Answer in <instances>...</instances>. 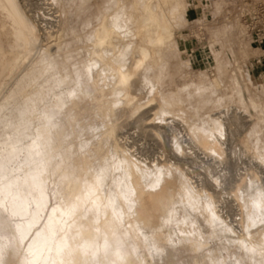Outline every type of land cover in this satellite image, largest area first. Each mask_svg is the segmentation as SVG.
<instances>
[{
    "label": "bare ground",
    "instance_id": "1",
    "mask_svg": "<svg viewBox=\"0 0 264 264\" xmlns=\"http://www.w3.org/2000/svg\"><path fill=\"white\" fill-rule=\"evenodd\" d=\"M95 1L84 36L64 0L51 14L44 0H0V264H264V154L240 135L243 112L214 98L227 95L219 65L192 110L172 76L164 88L186 0ZM42 22L56 27L45 42ZM230 113L225 136L215 122Z\"/></svg>",
    "mask_w": 264,
    "mask_h": 264
},
{
    "label": "rangeland",
    "instance_id": "2",
    "mask_svg": "<svg viewBox=\"0 0 264 264\" xmlns=\"http://www.w3.org/2000/svg\"><path fill=\"white\" fill-rule=\"evenodd\" d=\"M43 1V0H42ZM46 10L51 14V5L63 4L61 0H44ZM51 1L53 4H51ZM252 1L251 6L248 2ZM253 7V8H252ZM262 7V9H260ZM254 8H259L263 14L264 21V0H186L185 7L178 14L182 20L181 31L184 34L183 43L178 44L175 53L170 60L166 71L164 88L171 90L177 83L182 87V99L189 105L190 110L197 103L204 101L208 103L210 96H199L202 92L200 87L206 85V79H202L203 71L206 68L219 65V71L227 89L226 96L215 99L226 100L233 108L243 112L244 125L240 135L248 139V144L253 147L258 139V149L264 154V39L259 41L256 37L248 34L243 23V12L253 13ZM64 9L68 12V21L77 25L84 36L89 27H92L96 15L100 13L98 3L95 0H64ZM2 21L11 24V20L2 15ZM89 22V24H88ZM6 23V24H7ZM87 23V25H86ZM44 27V42L51 40V35L56 33V27L51 28V22H42ZM92 24L91 26H89ZM1 34V31H0ZM3 35V34H2ZM4 37V36H3ZM172 76L174 83L169 82ZM201 78V79H200ZM51 87V77L46 84ZM231 113L216 120L217 128L227 136L234 127ZM178 130L183 138V144L187 148L189 143L185 125L180 122ZM136 146L144 154L152 157L160 153L152 140L139 133L135 134ZM224 137V136H223ZM223 155L226 159L229 155V148L224 143ZM250 171L262 175L261 168L253 162L245 163ZM195 174L203 173L199 165L191 166ZM242 171L246 170L241 168ZM231 177V176H230ZM225 172L216 173V180L219 185V193L222 195L225 211L232 217L238 216V210L234 207L232 192L236 185ZM210 190L214 188L207 186ZM94 253L92 264H98Z\"/></svg>",
    "mask_w": 264,
    "mask_h": 264
},
{
    "label": "built area",
    "instance_id": "3",
    "mask_svg": "<svg viewBox=\"0 0 264 264\" xmlns=\"http://www.w3.org/2000/svg\"><path fill=\"white\" fill-rule=\"evenodd\" d=\"M252 1L248 2V6H251ZM253 8V7H252ZM262 9V7H260ZM259 8H254L253 13L250 11L243 12V25L248 34L253 35L259 41L264 39V21L263 14L261 13Z\"/></svg>",
    "mask_w": 264,
    "mask_h": 264
}]
</instances>
